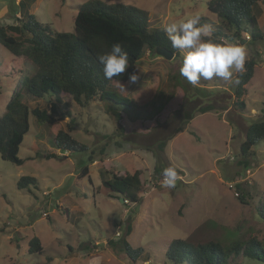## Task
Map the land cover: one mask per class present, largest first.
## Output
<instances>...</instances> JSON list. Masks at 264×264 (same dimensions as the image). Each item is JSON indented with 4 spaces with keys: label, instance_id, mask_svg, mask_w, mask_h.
Here are the masks:
<instances>
[{
    "label": "rangeland",
    "instance_id": "rangeland-1",
    "mask_svg": "<svg viewBox=\"0 0 264 264\" xmlns=\"http://www.w3.org/2000/svg\"><path fill=\"white\" fill-rule=\"evenodd\" d=\"M85 1L38 0L33 4L29 0L28 5L38 22L71 32L78 5ZM101 1L146 11L149 30L198 16L201 25L212 26L215 36L220 23L207 9L208 0ZM20 10L15 0H0V23L19 24ZM253 13L262 38L237 40L246 47L247 59L256 61L245 85L243 109L232 105L234 76L228 82L217 77L201 79L193 86L180 75L178 50L170 60L146 50L137 63L138 80L127 84L126 91L136 99L139 110H152L151 119L124 118L116 123L104 113L102 103L82 107L68 97L49 124L38 123L30 115L29 130L18 152L23 163L14 164L0 155V264H172L164 253L173 239L226 243L235 238L237 226L250 227L261 239L264 218L258 206L261 201L264 208V140L252 147L245 163L240 154L248 125L264 115V0H256ZM34 70L32 63L23 62L0 44V115L17 89L29 103L49 108L50 97L35 101L26 93L25 78ZM206 103L213 109L203 113L195 109ZM186 109L193 112L188 123ZM68 126L72 128L69 134L85 144L86 150L69 152L54 146L57 131H68ZM52 154L57 156L47 158ZM167 166H175L180 176L172 189L161 186V173ZM84 167L88 174L80 176ZM101 167L120 174L140 170V203L129 205L107 196L101 189ZM21 176H32L36 182L18 188ZM235 184L244 192L245 202L234 195V191L240 193ZM127 224L132 232L125 237ZM33 236L40 239L41 253L28 252ZM123 238L133 248H141L148 259L129 260L120 246ZM225 260L223 264H264L242 254L225 256Z\"/></svg>",
    "mask_w": 264,
    "mask_h": 264
},
{
    "label": "trees",
    "instance_id": "trees-1",
    "mask_svg": "<svg viewBox=\"0 0 264 264\" xmlns=\"http://www.w3.org/2000/svg\"><path fill=\"white\" fill-rule=\"evenodd\" d=\"M34 0H32L33 2ZM256 0H208L209 12L220 20L215 29V36H223L229 40L244 41L249 36L253 41L262 38V32L253 7ZM29 0H20L21 9L19 24L0 23V44L15 57L35 66L34 73L25 78L26 93L35 101L50 97L49 108L29 103L23 98L20 90H16L8 103L5 112L0 115V155L14 164H22L18 157L19 146L29 130V116L35 117L38 123H51L53 115L58 113V105L68 97L80 106L90 102L102 103L104 113L112 117L116 123L124 118L129 121L148 120L153 117L150 110H139L135 98L126 91L130 84L129 75H138L137 63L146 50L156 52L158 47L177 52L166 34L159 28L148 29L147 12L124 3H105L101 0H87L78 5L73 21V31L53 30L49 24H43L29 12ZM121 43L129 56V68L119 77L107 80L98 56L109 51L114 43ZM256 61L246 60L243 73L234 74V94L232 105L243 109L242 99L246 94L245 85L253 76ZM238 81V82H237ZM199 88V87H197ZM200 90V89H199ZM193 103V99L189 100ZM155 103V101H151ZM67 105V103H65ZM203 113L213 109L211 103L196 106ZM70 114L69 112H67ZM158 113V112H157ZM193 118V112L185 110L187 123ZM68 131L58 130L53 144L63 151H82L87 146L74 139ZM122 131V127L120 128ZM182 128L179 129L181 131ZM124 138L129 140L130 135ZM264 140V115H259L246 129L245 137L240 145L243 163L253 153L252 147ZM47 158L57 155H47ZM242 162V161H241ZM158 172L159 170L156 169ZM101 189L109 197H122L124 203L137 205L140 203L139 191L142 188L140 170L120 174L116 170L101 167L98 171ZM88 174L84 167L80 176ZM32 176H21L17 181L18 188L35 184ZM239 189V185H234ZM238 198L245 202V194L240 190ZM260 206V207H259ZM258 210L264 218V208L259 203ZM250 227L237 226L235 238L226 243L220 240H209L194 244L190 239L177 238L169 242L164 256L172 264H223L225 256L239 255L258 259L264 262V234L261 239L250 232ZM132 227L126 225L125 237L130 235ZM113 245L114 241L108 240ZM125 256L135 262L144 252L141 248H133L126 238L120 242ZM29 253H41L42 244L37 236L28 241ZM148 259V255L145 256ZM163 264H166L164 261Z\"/></svg>",
    "mask_w": 264,
    "mask_h": 264
},
{
    "label": "clouds",
    "instance_id": "clouds-1",
    "mask_svg": "<svg viewBox=\"0 0 264 264\" xmlns=\"http://www.w3.org/2000/svg\"><path fill=\"white\" fill-rule=\"evenodd\" d=\"M161 30L166 34L174 49L181 53L180 75L193 86L201 79L214 77L225 82L233 79L234 73H243L247 60V49L239 41L216 38L211 25H201L198 16L181 20L179 23H164ZM107 80L119 77L129 68V56L121 43H114L109 51L98 56ZM138 76L129 75L135 83ZM238 82V81H237ZM162 187L172 189L180 179L175 166L164 167L161 173Z\"/></svg>",
    "mask_w": 264,
    "mask_h": 264
},
{
    "label": "water",
    "instance_id": "water-1",
    "mask_svg": "<svg viewBox=\"0 0 264 264\" xmlns=\"http://www.w3.org/2000/svg\"><path fill=\"white\" fill-rule=\"evenodd\" d=\"M156 52H157V54L163 56L164 58H166V59H168V60L172 59V57H173V52H171V51H169V50H167V49H165V48L158 47V48L156 49ZM120 200H121L122 202H124V200H123L122 197H120Z\"/></svg>",
    "mask_w": 264,
    "mask_h": 264
},
{
    "label": "crops",
    "instance_id": "crops-1",
    "mask_svg": "<svg viewBox=\"0 0 264 264\" xmlns=\"http://www.w3.org/2000/svg\"><path fill=\"white\" fill-rule=\"evenodd\" d=\"M20 0H15V2H16V4L18 5V2H19ZM38 2V0H34L33 1V4L34 3H37ZM19 6V5H18ZM19 9H20V6H19ZM28 9H29V12L30 13H32V14H34V11H33V9H32V7H31V5H28ZM7 14V13H6ZM5 14V15H6ZM20 14H21V10L19 11V12H17V19L18 18H20ZM35 15V14H34ZM93 161H96V160H93ZM124 173V172H123ZM122 174V173H121ZM129 236V235H128ZM127 239V238H126ZM128 241V240H127Z\"/></svg>",
    "mask_w": 264,
    "mask_h": 264
},
{
    "label": "built area",
    "instance_id": "built-area-1",
    "mask_svg": "<svg viewBox=\"0 0 264 264\" xmlns=\"http://www.w3.org/2000/svg\"><path fill=\"white\" fill-rule=\"evenodd\" d=\"M247 172H249V171H247ZM162 180H163V178H162ZM229 187L231 188V187H233V185L230 183L229 184ZM234 195H238V192L237 191H234ZM124 201H126V200H124ZM119 235H120V233L119 232H116V236H119ZM95 244H98V242H95Z\"/></svg>",
    "mask_w": 264,
    "mask_h": 264
}]
</instances>
